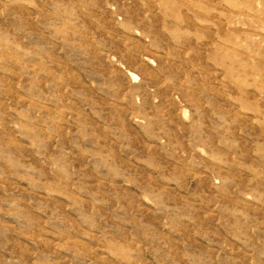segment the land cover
<instances>
[{
    "label": "rangeland",
    "instance_id": "374dc122",
    "mask_svg": "<svg viewBox=\"0 0 264 264\" xmlns=\"http://www.w3.org/2000/svg\"><path fill=\"white\" fill-rule=\"evenodd\" d=\"M0 264H264V0H0Z\"/></svg>",
    "mask_w": 264,
    "mask_h": 264
}]
</instances>
